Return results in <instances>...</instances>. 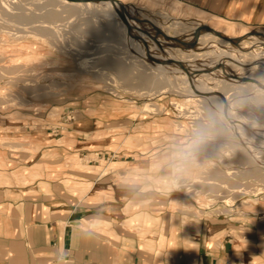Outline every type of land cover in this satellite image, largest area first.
I'll return each mask as SVG.
<instances>
[{
	"label": "rangeland",
	"instance_id": "obj_1",
	"mask_svg": "<svg viewBox=\"0 0 264 264\" xmlns=\"http://www.w3.org/2000/svg\"><path fill=\"white\" fill-rule=\"evenodd\" d=\"M45 1L0 0V167L41 164L55 144L71 152L80 118L116 146L80 161L68 156V166L109 169L135 143L157 153L161 166L172 160V195L221 218L230 236L264 224V24L242 17L255 0H239L243 14L234 15L199 1L180 0L187 5L174 12L170 1L178 0H122L150 25L134 29L102 3L88 4L90 13L66 8L79 0L40 11ZM224 3L230 11L233 0ZM17 6L42 18L18 23ZM55 12L56 22L43 17ZM211 27L240 37L210 42ZM247 30L260 35L241 36ZM119 60L132 66L128 81L109 64ZM141 74L154 83L143 85Z\"/></svg>",
	"mask_w": 264,
	"mask_h": 264
},
{
	"label": "crops",
	"instance_id": "obj_2",
	"mask_svg": "<svg viewBox=\"0 0 264 264\" xmlns=\"http://www.w3.org/2000/svg\"><path fill=\"white\" fill-rule=\"evenodd\" d=\"M191 1L243 14L239 0L230 11L224 0ZM248 6L242 17L264 24V0ZM83 121L71 152L55 144L41 164L0 167V264H264V224L227 234L221 218L172 195V160L161 166L157 153L130 143L109 169L68 166V156L80 161L116 146Z\"/></svg>",
	"mask_w": 264,
	"mask_h": 264
},
{
	"label": "bare ground",
	"instance_id": "obj_3",
	"mask_svg": "<svg viewBox=\"0 0 264 264\" xmlns=\"http://www.w3.org/2000/svg\"><path fill=\"white\" fill-rule=\"evenodd\" d=\"M59 1L60 0H46L44 3H43V5H41L40 7H39V9H40V11L42 10V9H44V8H48V7H56V6H58L57 4H59ZM89 2H87L86 0H85V2L83 1V0H79V2H74L75 4L73 5V6H71L72 4H70V5H66V8H68V7H71L72 9V11H75V12H77L78 10H79V8H83V11L85 10V8H87L88 9V13H90V10H89V5L90 4H93L92 6H94V4H98V3H102L104 6H105V10H107L108 12H109V10H111V9H114V11H115V13L117 14V15H120V16H123L124 17V23H126V26H130L131 27V29H134V28H136V27H138V25L140 24V27L141 26H144L145 28L147 27V26H150V25H148V24H146V23H143V22H141L142 20H140V18H139V15H141V16H143V17H145L137 8H135V7H132V6H127L126 4H127V2L126 1H122V0H102V1H98V0H92V1H94V2H92V1H90V0H88ZM61 2V1H60ZM170 3H171V6H172V9H173V11L174 12H179L180 10H182V9H184V5L186 6L187 4H185L183 1H180V0H178L176 3H172V1H170ZM89 4V5H88ZM61 5H62V3H61ZM63 7H65L64 5H62ZM61 6V7H62ZM91 6V5H90ZM98 6V5H97ZM96 6V7H97ZM188 6H190V5H188ZM187 6V7H188ZM186 8V7H185ZM50 9V8H49ZM101 9H104V8H101ZM187 9V8H186ZM99 10V9H98ZM106 11V12H107ZM186 11V10H185ZM173 12V13H174ZM17 18H18V20L20 21H18V23H21V24H30V23H32V22H34L35 20H37L38 18H42V16H40V14H35V15H32L33 17H30V16H26L25 15V13H23V9H22V7L21 6H17ZM48 13H50V12H48ZM186 13V12H185ZM187 13H188V11H187ZM43 14V13H42ZM57 14L58 13H53V15H50V16H45L44 14V16L43 17H46V18H51L53 21H51V22H56V20H57ZM111 14V13H110ZM113 14V13H112ZM77 15H78V13H77ZM161 15H163V14H161ZM112 16H115L114 14L112 15ZM140 16V17H141ZM116 17V16H115ZM163 17H166V15H163ZM117 18V17H116ZM129 18V19H128ZM60 19V18H59ZM118 19V18H117ZM61 20V19H60ZM119 20V19H118ZM117 20V21H118ZM126 20H127V22H126ZM121 21V20H120ZM204 21V20H203ZM202 21V22H203ZM123 22V21H122ZM197 22V21H196ZM199 22V21H198ZM197 22V23H198ZM205 23V22H204ZM200 23H198V26H200L199 25ZM202 24V23H201ZM206 24V23H205ZM205 24H203L202 26L204 27L205 26ZM125 25V24H124ZM193 25H196V24H193ZM192 25V26H193ZM197 26V25H196ZM195 26V27H196ZM206 26L207 27H204L205 29L206 28H208L209 26L206 24ZM119 27V26H118ZM139 28V27H138ZM197 28H199V27H197ZM200 29H201V27H200ZM42 30V29H41ZM195 30V29H194ZM194 30H192V31H194ZM196 31V30H195ZM197 31H199V30H197ZM92 32H93V34H95L96 35V31H93L92 30ZM48 33V32H47ZM146 33V32H145ZM209 33V34H208ZM208 33H205V35L206 34H208V35H206V36H211V37H209V39L208 40H210V38H211V41L210 42H213L214 40H213V38L216 40V39H219V38H228V36L229 35H231V34H229V33H227V32H224V31H220V30H217L216 28L215 29H213L212 27L209 29V32ZM250 34V33H252V35H260V33L258 32V31H250V30H247V31H245L244 33H241V36H243V35H246V34ZM259 33V34H258ZM157 35V37H158V34H155V36ZM160 35V34H159ZM263 34H261V36H262ZM99 36V35H98ZM264 36V35H263ZM141 37V36H140ZM229 37H231V38H229L230 40H233V41H235V39H239V37H233V36H229ZM101 38V37H100ZM114 37L111 35V39H113ZM142 39V38H141ZM143 40V39H142ZM219 40H221V39H219ZM146 41H148V40H146ZM205 41V40H204ZM221 42H224L223 40H221ZM144 43H145V41H144ZM214 43V42H213ZM189 51V50H188ZM171 53V52H170ZM172 54V53H171ZM173 54H175V53H173ZM177 54V53H176ZM181 55H183L182 53H181ZM173 56H175V55H173ZM186 56V55H185ZM190 56V55H189ZM125 58V57H124ZM102 62H103V64L105 65L106 63H108V61L106 60V59H102L101 60ZM109 64H111V66L114 68V69H116L117 71H120V72H122L123 73V77L128 81L129 80V78H131V74H129L130 73V70L132 69V66L131 65H129V64H127L126 62H123L122 60H119V61H116V62H110ZM133 68H135V67H133ZM138 77L142 80V84L143 85H150V84H152V83H154L153 81H151V79H149L148 78V76H146V75H144V74H141V75H138ZM238 159L239 160H241V161H244V162H248L249 161V158H248V156L247 155H244V154H242V153H239V157H238Z\"/></svg>",
	"mask_w": 264,
	"mask_h": 264
}]
</instances>
